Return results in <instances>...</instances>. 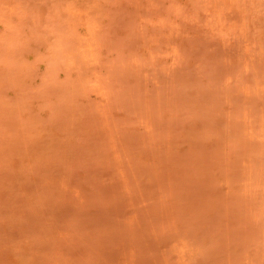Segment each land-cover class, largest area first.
<instances>
[{
	"label": "rangeland",
	"instance_id": "obj_1",
	"mask_svg": "<svg viewBox=\"0 0 264 264\" xmlns=\"http://www.w3.org/2000/svg\"><path fill=\"white\" fill-rule=\"evenodd\" d=\"M0 264H264V0H0Z\"/></svg>",
	"mask_w": 264,
	"mask_h": 264
}]
</instances>
